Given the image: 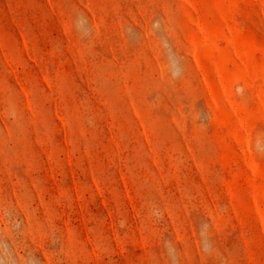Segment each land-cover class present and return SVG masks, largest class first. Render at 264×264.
<instances>
[{"label": "rangeland", "instance_id": "374dc122", "mask_svg": "<svg viewBox=\"0 0 264 264\" xmlns=\"http://www.w3.org/2000/svg\"><path fill=\"white\" fill-rule=\"evenodd\" d=\"M0 264H264V0H0Z\"/></svg>", "mask_w": 264, "mask_h": 264}]
</instances>
